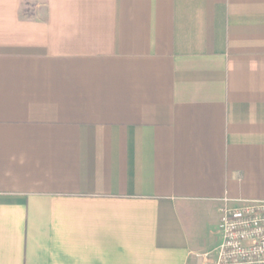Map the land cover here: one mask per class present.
<instances>
[{
	"label": "crops",
	"instance_id": "0c3cea01",
	"mask_svg": "<svg viewBox=\"0 0 264 264\" xmlns=\"http://www.w3.org/2000/svg\"><path fill=\"white\" fill-rule=\"evenodd\" d=\"M226 195L264 200V0H0V264H201Z\"/></svg>",
	"mask_w": 264,
	"mask_h": 264
},
{
	"label": "built area",
	"instance_id": "2783aa9c",
	"mask_svg": "<svg viewBox=\"0 0 264 264\" xmlns=\"http://www.w3.org/2000/svg\"><path fill=\"white\" fill-rule=\"evenodd\" d=\"M219 208L222 241L208 264H264V200L224 196Z\"/></svg>",
	"mask_w": 264,
	"mask_h": 264
},
{
	"label": "rangeland",
	"instance_id": "374dc122",
	"mask_svg": "<svg viewBox=\"0 0 264 264\" xmlns=\"http://www.w3.org/2000/svg\"><path fill=\"white\" fill-rule=\"evenodd\" d=\"M198 257L201 260V264H208V260L205 258L204 255H199Z\"/></svg>",
	"mask_w": 264,
	"mask_h": 264
}]
</instances>
